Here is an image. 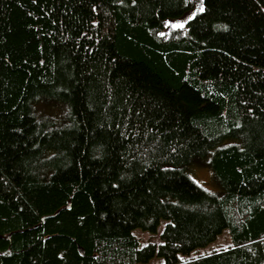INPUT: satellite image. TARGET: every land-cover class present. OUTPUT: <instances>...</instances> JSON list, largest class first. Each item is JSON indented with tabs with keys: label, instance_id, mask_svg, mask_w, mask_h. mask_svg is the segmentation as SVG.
Returning <instances> with one entry per match:
<instances>
[{
	"label": "trees",
	"instance_id": "16d2710c",
	"mask_svg": "<svg viewBox=\"0 0 264 264\" xmlns=\"http://www.w3.org/2000/svg\"><path fill=\"white\" fill-rule=\"evenodd\" d=\"M196 1L0 0V264H264V0Z\"/></svg>",
	"mask_w": 264,
	"mask_h": 264
},
{
	"label": "rangeland",
	"instance_id": "374dc122",
	"mask_svg": "<svg viewBox=\"0 0 264 264\" xmlns=\"http://www.w3.org/2000/svg\"><path fill=\"white\" fill-rule=\"evenodd\" d=\"M199 5H200L199 1H196L195 8L187 12L183 17L168 20L161 33L167 34L171 30L175 29L174 27L171 26L170 23H168L169 21H172V22L179 21V20L188 21V17L192 12H196V13L198 12ZM36 107L39 112L45 115L46 114L49 115L55 122L59 123L58 124L59 126L66 125L63 121L64 117L62 116L67 112L66 110L67 106L64 105L63 103L45 104L43 102V103H39ZM231 143L241 144V141L236 140V139L227 140L222 144V146H225ZM209 160H210V156H207L201 161H195L191 163V165L187 167L186 173L191 177L192 180L195 181V183H197L203 189L211 193L220 194L222 192V188L214 178L213 171L209 165ZM165 224H166V221H162L156 233H149L141 229H136L134 233L141 240L142 246L148 243L149 241L160 243L161 242L160 236L164 229ZM230 241L231 240H230L228 229H225L215 241H213L206 247H200L196 249L195 252H193V255L206 253V252L211 251L212 249L224 248L230 244ZM161 263H163V259L157 256L149 264H161Z\"/></svg>",
	"mask_w": 264,
	"mask_h": 264
},
{
	"label": "snow or ice",
	"instance_id": "6c2138e0",
	"mask_svg": "<svg viewBox=\"0 0 264 264\" xmlns=\"http://www.w3.org/2000/svg\"><path fill=\"white\" fill-rule=\"evenodd\" d=\"M204 10H205V5L203 3V0H201L198 11L203 12ZM195 15H196V12H192L188 17V20H191ZM168 23H170L171 26L174 28H183L185 26V23H187V21H184V20H179L175 22L169 21ZM161 35H163V33H161Z\"/></svg>",
	"mask_w": 264,
	"mask_h": 264
},
{
	"label": "water",
	"instance_id": "95a60500",
	"mask_svg": "<svg viewBox=\"0 0 264 264\" xmlns=\"http://www.w3.org/2000/svg\"><path fill=\"white\" fill-rule=\"evenodd\" d=\"M9 237H10V236H8V238H9ZM79 250H80L81 253H84L83 248L79 247Z\"/></svg>",
	"mask_w": 264,
	"mask_h": 264
}]
</instances>
